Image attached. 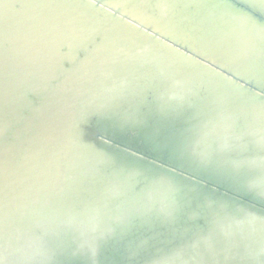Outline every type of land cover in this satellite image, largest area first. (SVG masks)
Instances as JSON below:
<instances>
[{"label": "bare ground", "instance_id": "obj_1", "mask_svg": "<svg viewBox=\"0 0 264 264\" xmlns=\"http://www.w3.org/2000/svg\"><path fill=\"white\" fill-rule=\"evenodd\" d=\"M36 14L57 25L21 72ZM0 19V264H264V0H3Z\"/></svg>", "mask_w": 264, "mask_h": 264}, {"label": "snow or ice", "instance_id": "obj_2", "mask_svg": "<svg viewBox=\"0 0 264 264\" xmlns=\"http://www.w3.org/2000/svg\"><path fill=\"white\" fill-rule=\"evenodd\" d=\"M3 0H0L2 3ZM24 3L41 10H49L61 5L75 3V0H24ZM57 23L54 19L45 16L31 15L22 17L15 26L17 56L16 63L18 70L24 72L30 63L31 53L36 48L37 43L52 30ZM9 55V28L0 19V94L3 92L9 65L11 63ZM167 198L162 204L161 210L168 212L174 204V190L169 189ZM6 161L0 158V211H2L6 198ZM0 256H3V246L0 244Z\"/></svg>", "mask_w": 264, "mask_h": 264}, {"label": "water", "instance_id": "obj_3", "mask_svg": "<svg viewBox=\"0 0 264 264\" xmlns=\"http://www.w3.org/2000/svg\"><path fill=\"white\" fill-rule=\"evenodd\" d=\"M99 4H100V2H97V3H96V5H99Z\"/></svg>", "mask_w": 264, "mask_h": 264}]
</instances>
